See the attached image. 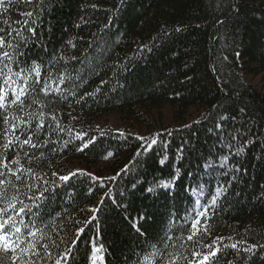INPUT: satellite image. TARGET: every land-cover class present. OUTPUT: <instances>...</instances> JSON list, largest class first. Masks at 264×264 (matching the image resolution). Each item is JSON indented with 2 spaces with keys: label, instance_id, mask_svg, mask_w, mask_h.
Masks as SVG:
<instances>
[{
  "label": "trees",
  "instance_id": "16d2710c",
  "mask_svg": "<svg viewBox=\"0 0 264 264\" xmlns=\"http://www.w3.org/2000/svg\"><path fill=\"white\" fill-rule=\"evenodd\" d=\"M0 29V222L43 231L28 264H264L243 251L264 245V0H33Z\"/></svg>",
  "mask_w": 264,
  "mask_h": 264
},
{
  "label": "snow or ice",
  "instance_id": "6c2138e0",
  "mask_svg": "<svg viewBox=\"0 0 264 264\" xmlns=\"http://www.w3.org/2000/svg\"><path fill=\"white\" fill-rule=\"evenodd\" d=\"M33 0H0V14H7L13 7L15 6H29L32 5ZM123 3V0H122ZM22 16L28 17L29 19H25L22 23L23 25H29V23H35V20H32L31 18L33 17L34 13L31 11H26V12H21ZM5 23H8L7 20L4 21ZM4 31V29H0V32ZM28 32H33V28L32 27H28L27 28ZM179 31V29L177 30ZM16 35L18 37H20V40L26 41V38L21 34L20 31L16 32ZM5 44V37L4 36H0V47H3ZM7 47L9 48H13L15 47V45L11 42L8 43ZM0 58L2 59H6L8 61L13 62L15 60V53H10L8 51H4L3 53H0ZM74 59V58H73ZM33 68L35 70H39V66L35 65L33 66ZM24 69H20L19 73H16L18 78H21V74L24 72ZM25 79V77H23ZM67 77H65V75L62 73L61 77H60V83L63 84L65 82V79ZM11 77L7 76L5 77V84H7L6 82L10 81ZM37 83H40V78L37 79L36 81ZM56 90H59V86H56ZM13 93L15 94V90L12 89ZM42 92L45 93V95L48 94L49 88H43L41 89ZM25 92H23V90H21V96H24ZM5 98H6V93L3 90V88H0V108H3L5 106ZM21 104L23 103V101H20ZM12 104H15L16 101L12 100L11 102ZM241 111H243V109H241ZM227 117H221V119H226ZM8 120L7 117H5V123ZM21 123H26L25 121H21ZM38 128L42 129L43 128V123H41L40 125L37 126ZM219 127V125H218ZM13 129L17 128V125L13 124L12 125ZM233 139H236L235 136H233ZM12 143H14L13 140H9L7 144L4 145L5 148L9 147ZM24 144H31L32 147H36L35 144H32V137L29 136L28 139L24 140L23 142ZM154 144H156V140H153L150 144H148V148H151ZM227 147L231 148L230 145H227ZM244 147L241 146L238 150H235L234 153H231V155L237 156L241 153L244 152ZM167 159V156H165L163 159H161L160 163L163 164L165 162V160ZM14 163H18V161H14ZM5 167H8V165H5ZM206 167L208 169H215L217 167H219L220 169H227V171L221 173L222 175H228L229 172L233 171V166L229 165V156L225 155L223 157H221L220 163L218 165L214 164L213 162H208V164L206 165ZM11 171V169H9ZM19 171V169L17 170ZM30 171V170H29ZM177 174H179V168L176 169ZM15 175V173H13ZM234 179L236 178L235 176L233 177ZM17 179H19V176H17ZM61 179L63 180H67L68 177H61ZM6 183L5 180H0V185H4ZM219 184V182H218ZM169 187V184L164 183L163 181H161V183L159 185H155V187ZM136 185L133 184V188H135ZM154 190V188H149L147 189V191L152 192ZM17 191H19L17 189ZM226 191V189L224 188L223 185H219L216 190H215V195L212 196V200H211V206L215 207L216 206V202L219 199V197L221 195H223V193ZM204 193V187L201 186L200 189V194L203 195ZM0 196L5 197L6 193L4 192H0ZM33 199H35V197H33ZM20 204H23V201H19ZM15 204L13 203H9L8 204V208L5 209H0V213L3 212H7L8 209H15ZM27 209V206L24 207H20L19 211L16 213V215H19L20 213L25 212V210ZM201 216L205 215V213H200ZM16 220L13 216H8L7 219L3 220L2 222H0V232H2V234H0V247L3 248V250L6 253H10L13 256V264H28L27 261V257H31L33 255H39V253L36 252V247L38 244H40L45 251H47L48 249V244L46 243H41L44 239H45V235L43 233L42 230L37 229V231H33L29 233V236L32 238L30 240H28L26 242L27 247H23L22 244H24L25 242L22 241L20 239L22 233H21V228L16 226ZM20 223H23V221L21 220ZM198 221H194L193 222V228L196 227ZM6 225H8L9 227H11L12 232L11 234H9ZM39 233V234H38ZM192 237H189V239H191ZM215 243V242H214ZM239 244L243 245V241H239ZM206 247H208L206 245ZM231 248L233 249H237L238 245L237 243H233L230 245ZM257 247H264V245H258L256 243L250 244L246 247H243V251L245 253L251 254L255 251V249ZM239 250V249H238ZM94 251H96L97 253H99L100 249H95ZM216 253L213 251H209V253L207 255L203 256V259L201 261V264H204V261H208L210 256H214ZM51 258V257H49ZM56 264H61L60 260L56 261Z\"/></svg>",
  "mask_w": 264,
  "mask_h": 264
},
{
  "label": "rangeland",
  "instance_id": "374dc122",
  "mask_svg": "<svg viewBox=\"0 0 264 264\" xmlns=\"http://www.w3.org/2000/svg\"><path fill=\"white\" fill-rule=\"evenodd\" d=\"M104 124L111 127L118 128V120L116 117L108 116L107 118H103ZM120 129V127H119Z\"/></svg>",
  "mask_w": 264,
  "mask_h": 264
}]
</instances>
